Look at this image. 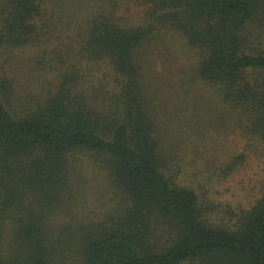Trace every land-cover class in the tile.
Listing matches in <instances>:
<instances>
[{"label": "trees", "instance_id": "obj_1", "mask_svg": "<svg viewBox=\"0 0 264 264\" xmlns=\"http://www.w3.org/2000/svg\"><path fill=\"white\" fill-rule=\"evenodd\" d=\"M42 2L8 1L0 46L19 49L41 40ZM137 2L148 8L156 25L179 32L198 51L199 78L215 87L225 103L248 112V129L259 135L264 147V52L248 48L252 28L264 27V0ZM86 32L78 53L90 63L108 60L115 84L81 90L80 73L66 53L56 63L61 72L56 93L15 118L7 108L12 86L0 78V169L9 172L13 162H32L40 164L42 176L55 174L59 164L48 163L61 162L77 150L113 163L132 209L124 225L88 237L83 264H184L214 256L224 259L220 264H264V197L231 225L212 226L199 209L197 195L167 176L168 156L156 133L139 60L151 31L129 28L106 11L92 18ZM159 221L175 234L173 243L162 249L152 232ZM25 228H18L19 249L8 263L50 264L43 229Z\"/></svg>", "mask_w": 264, "mask_h": 264}, {"label": "rangeland", "instance_id": "obj_2", "mask_svg": "<svg viewBox=\"0 0 264 264\" xmlns=\"http://www.w3.org/2000/svg\"><path fill=\"white\" fill-rule=\"evenodd\" d=\"M8 1L0 0V25ZM106 11L129 28L151 31L139 60L159 127L156 133L168 156L167 176L197 195L209 225H231L264 197L261 138L248 129V112L225 103L215 87L199 78L198 51L179 32L156 25L137 0H43L41 40L19 49L0 46V78L12 86L8 110L15 118L25 115L56 93L61 74L56 63L66 53L80 73L81 90L115 84L108 60L90 63L78 53L92 18ZM249 34L248 48L264 52V27L255 25ZM59 161L48 163L59 164V169L46 176L37 162H13L9 172L0 169V176L7 177L0 179V264H9V255L19 249V227L43 229L50 264H83L89 236L124 225L132 206L116 181L112 162L84 150L67 153ZM153 225L157 247L171 245L174 230L163 221ZM222 261L214 256L184 264Z\"/></svg>", "mask_w": 264, "mask_h": 264}]
</instances>
